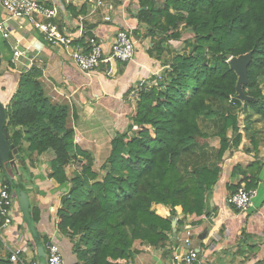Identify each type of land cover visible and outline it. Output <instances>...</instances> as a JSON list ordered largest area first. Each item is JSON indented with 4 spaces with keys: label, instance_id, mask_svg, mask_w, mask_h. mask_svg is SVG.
<instances>
[{
    "label": "trees",
    "instance_id": "1",
    "mask_svg": "<svg viewBox=\"0 0 264 264\" xmlns=\"http://www.w3.org/2000/svg\"><path fill=\"white\" fill-rule=\"evenodd\" d=\"M136 19L147 35L156 37L152 50L158 59L163 60L171 41L182 38L183 29L194 35L189 41L191 51L167 53L161 81L154 76L140 90L136 113L127 129L113 139L100 172L94 170L93 156L75 144L68 107L53 103L45 93L41 70L33 67L23 72L5 106L6 127L20 155L25 151L54 154L49 178L68 191L58 211V229L73 241L74 254L82 264H131L135 244L166 246L178 209L184 216L205 215L220 181L219 164L243 140L238 115L224 113L212 103L231 102L264 122L259 83L264 77V0H140ZM83 40L75 43L84 45ZM248 53L253 59L243 91L251 101L242 102L238 76L229 61ZM1 61L0 56V75ZM9 68L14 70V65ZM204 118L223 119L219 131L203 130L200 120ZM230 130L235 135L232 140L227 136ZM216 134L220 149L213 157L206 151V142ZM253 145L257 150L255 140ZM190 155L192 159L185 160ZM26 160L22 156L19 161L22 171L33 179ZM76 165L79 169L69 176L67 169ZM263 167L264 161L255 160L246 169L237 166L232 174L243 176L247 190H257ZM0 177L11 194L22 191L7 180L1 166ZM228 188L234 194L241 184H228ZM159 206L169 208L170 216L160 215ZM3 223L0 214V228ZM47 240L43 238V244ZM1 245L0 240V264H15L9 254L2 256Z\"/></svg>",
    "mask_w": 264,
    "mask_h": 264
},
{
    "label": "crops",
    "instance_id": "2",
    "mask_svg": "<svg viewBox=\"0 0 264 264\" xmlns=\"http://www.w3.org/2000/svg\"><path fill=\"white\" fill-rule=\"evenodd\" d=\"M45 1L62 5L63 10L58 24L66 34L75 36L78 25L83 20L89 36L94 33L104 42L106 58L120 27L129 25L134 31L135 60L128 63L105 62L91 74H84L79 70L72 58L73 48L51 47L33 30L15 32L9 42L0 36L1 102L8 106L18 88L19 78L12 86L6 87L7 82L13 83L12 73L20 77L23 72L33 67L41 70L43 73L41 82L45 93L53 103L68 107V127L75 132V144L93 156L94 170L100 172L101 168H97L98 162L102 161L100 166L102 167L110 155L113 139L118 132L127 129L130 117L136 113L137 103L129 98L130 92L138 82H151L152 78L161 74L166 66L152 50L156 37L147 35L145 26H140L136 19L140 0H102L105 7L96 10L94 7L98 0ZM4 16L0 0V21ZM106 17H110L111 21L106 22ZM20 39L19 48L23 57L15 60L13 45ZM82 43L84 47L87 39L85 38ZM10 63L14 65V70L9 68ZM208 132L213 133L210 130ZM260 150L258 156L262 158L264 147H260ZM229 154H226L219 164L220 181L209 197L205 215L202 218L184 216L178 209L177 218L173 221L176 222V226H173L174 232L166 246L155 248L147 244H135L131 264H173L174 254H183L187 251L182 241L188 227L192 228L197 237L195 248L199 241L198 236L204 232L208 233L207 238L201 242L199 253L204 264H256L264 260V167L260 173L261 182L255 197L256 199L261 197L263 204L258 205L254 198L252 208L247 212H240L229 204L232 190L224 184V180L230 175L228 184L233 186L241 184V187H245L242 183L243 176L241 174L233 176L231 171L237 166L246 169L255 161V157L253 153L246 154L241 150H234L233 154ZM21 156L27 158L26 163L33 179L23 173L19 161L18 173L11 170L10 175L30 198L34 224L40 237L53 239L61 246L64 250L65 264H82L77 262V256L73 254V241L61 234L58 229L60 221L58 211L62 208V198L68 191L61 188L54 179L49 178L50 162L54 159L53 152L37 155L25 151ZM78 169L79 166L76 165L67 169V173L71 176ZM2 185L3 180L0 177V191ZM15 194L12 193L13 222L8 228H0L1 253L2 256H7L10 249L22 247L28 252L26 257L34 258L37 251L26 226L25 215L17 198L14 197ZM158 211L164 217H169L171 213V210L164 206H159ZM195 224L198 226L194 227ZM67 251L71 252L69 262L65 253Z\"/></svg>",
    "mask_w": 264,
    "mask_h": 264
},
{
    "label": "built area",
    "instance_id": "3",
    "mask_svg": "<svg viewBox=\"0 0 264 264\" xmlns=\"http://www.w3.org/2000/svg\"><path fill=\"white\" fill-rule=\"evenodd\" d=\"M105 7L102 0L96 2L94 10ZM4 18L0 21V36L9 42L15 32H27L29 29L40 34L45 43L55 48H73L72 58L81 72L91 74L100 68L102 63L119 61L128 63L135 60L136 40L133 28L129 25L120 27L111 44L107 58L103 48L104 42L94 33L89 36L83 20L78 25L76 35H69L62 31L58 19L63 7L58 3H48L45 0H2ZM106 22L111 18L106 17ZM87 39L83 47L78 40ZM21 39L13 45L14 59L23 57L20 51ZM161 81L160 74L155 75ZM157 80V81H158ZM148 83L141 81L136 83L129 98L136 101L140 90ZM157 84V83H156ZM257 190H247L241 187L229 198V204L240 212H247L253 206V200ZM14 198L7 186H2L0 191V214L4 219L2 228H8L13 222ZM195 238L191 227L187 228L183 244L187 248L183 254H174L173 264H204L200 260L199 253L195 250ZM47 254V264H65L64 254L61 247L53 240H47L44 244ZM10 261L15 264H40L38 258L26 257L27 250L18 247L9 250ZM264 264V260L256 263Z\"/></svg>",
    "mask_w": 264,
    "mask_h": 264
},
{
    "label": "rangeland",
    "instance_id": "4",
    "mask_svg": "<svg viewBox=\"0 0 264 264\" xmlns=\"http://www.w3.org/2000/svg\"><path fill=\"white\" fill-rule=\"evenodd\" d=\"M164 1L165 0H161V3L164 2ZM182 33H183V35H182V38L180 40L171 41L170 45L168 46V52L169 53L171 52V54H173V56L176 53L182 54L184 52L185 53H189L191 51V47H190V43L191 42H189V41L193 40L194 35H193V33L190 30H185V29H183ZM168 52H166L165 54L162 55L163 60L168 57V55H167ZM12 76L14 77L13 83L11 81L7 82V85H6L7 88L12 86L14 84V82H16L18 80V78H19V76L17 74H15V73H12ZM259 83H260V86L262 87L263 93H264V77H261L259 79ZM212 104L216 108H218L219 110H222V112H224V113L225 112L234 111V114L238 115L239 126H240V129H241V133L243 135V140H242V143H241L239 148L232 149V150L228 151L227 154H229V153L233 154L234 150L235 151L241 150V151H243L246 154L253 153L254 154L253 157H255V160L263 161L264 157L261 158L258 155L261 153L260 147H262V146L264 147V122H262L261 119L258 118L257 116L253 115V113H251V114L247 113L246 114L243 111V109H244L243 107L240 108L237 105H233V103H231V102L212 103ZM221 120H223V119L217 118V119H213L212 120V119L204 118V119L200 120V126H201V128L203 130H210V131H213V132H218L219 131L218 123L220 124V122H222ZM227 136H228V138L230 140H232L235 137L234 132L231 131V130L228 132ZM214 138L215 139H213V136H212L211 140H208L206 142L207 143V147H208V149L206 151L208 152V155L211 154L213 157H215V155L217 154V151L220 149V139L217 137V134L214 135ZM253 140H255L257 142V144H258V149L257 150L254 149ZM196 153H200V150H197ZM198 155L199 154H197V156ZM192 157H191V155L187 156L186 157L187 159H185V160L192 159ZM101 164H102V161H99L98 162V167H97L98 169L101 168L100 167ZM185 166H186L185 163H183L181 165L182 171L185 170ZM228 168H227V173H228V170H229ZM234 169L235 168H233L231 172H233ZM229 180H230V175H229V178H226L224 180V184L228 185ZM256 200L258 201V205H262L263 204V202H261V197L256 199ZM159 214L161 215L160 212H159ZM196 239H197V237L195 238V240ZM63 251L64 250L62 249V252ZM65 253H67V261H68L71 258V252L67 251ZM73 254H74V250H73ZM77 262H79V261H77Z\"/></svg>",
    "mask_w": 264,
    "mask_h": 264
},
{
    "label": "water",
    "instance_id": "5",
    "mask_svg": "<svg viewBox=\"0 0 264 264\" xmlns=\"http://www.w3.org/2000/svg\"><path fill=\"white\" fill-rule=\"evenodd\" d=\"M253 54L248 53L245 55H241L239 57H232L229 61L231 69L238 76V98L242 102H249L251 98H249L243 91V86L249 83V66L252 62ZM7 113L4 104L0 100V166L2 171L7 178V180L13 185L15 189H17V184L14 181L13 177L10 175V171L13 170L18 173V161L22 158L19 154L18 148L13 143L11 139V135L8 127H6ZM11 154L14 156L13 159H10ZM17 198L18 203L20 205V209L25 215V223L28 228V231L33 240V244L37 251V258L40 264H47V254L46 249L43 244L42 238L40 237L38 230L34 224L32 211H31V203L29 196L23 191H17L14 195ZM173 226H176V222H173ZM208 236V233L204 232L198 236L197 248L195 250L200 253L201 251V242L204 241Z\"/></svg>",
    "mask_w": 264,
    "mask_h": 264
}]
</instances>
